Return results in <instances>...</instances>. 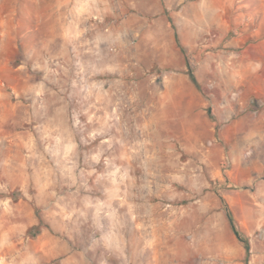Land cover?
I'll list each match as a JSON object with an SVG mask.
<instances>
[{
    "label": "rangeland",
    "instance_id": "1",
    "mask_svg": "<svg viewBox=\"0 0 264 264\" xmlns=\"http://www.w3.org/2000/svg\"><path fill=\"white\" fill-rule=\"evenodd\" d=\"M263 107L264 0H0V264H264Z\"/></svg>",
    "mask_w": 264,
    "mask_h": 264
},
{
    "label": "crops",
    "instance_id": "2",
    "mask_svg": "<svg viewBox=\"0 0 264 264\" xmlns=\"http://www.w3.org/2000/svg\"><path fill=\"white\" fill-rule=\"evenodd\" d=\"M257 111L254 113L257 115ZM260 115L262 116V120L264 122V107L260 111ZM260 116V117H261ZM254 129L246 132L248 138L255 139ZM248 150H251L247 154H243L241 156H232L231 160L238 167L237 170L245 168L246 170H264V141L255 140L252 141L251 145L248 144Z\"/></svg>",
    "mask_w": 264,
    "mask_h": 264
},
{
    "label": "trees",
    "instance_id": "3",
    "mask_svg": "<svg viewBox=\"0 0 264 264\" xmlns=\"http://www.w3.org/2000/svg\"><path fill=\"white\" fill-rule=\"evenodd\" d=\"M169 20H170L171 23H173L172 18H170ZM172 27H173L174 30L176 31L175 36H176L177 44L179 45V47H180V48L182 49V51L184 52L185 49H184V47L182 46V43H181L180 37H179V35H178V33H177V28H176V26H175L174 24H172ZM189 78H190V81H191V82H192L197 88L200 87V86H199V82H198V80L196 79V76L194 75V73H193L191 70H189ZM38 212H39V210H38ZM226 216H227V218H228L229 224H230L231 229L233 230L234 234L237 236V238H238L241 242H243L244 247H245V250H246V253H247V256H248L249 253H250V244H249L248 240L242 238L240 232H239L238 229L236 228L235 222H234V220H233V218H232V216H231L229 210H227V209H226ZM39 219H40V223H39L38 225L33 226V227L29 230V234H31L33 237H36L37 235H39V234L42 232V228H43V227H47V226L44 225V223H43V221H42V219H41L40 217H39Z\"/></svg>",
    "mask_w": 264,
    "mask_h": 264
}]
</instances>
